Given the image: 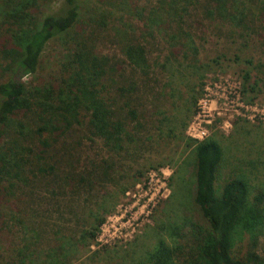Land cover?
<instances>
[{
    "label": "rangeland",
    "instance_id": "rangeland-1",
    "mask_svg": "<svg viewBox=\"0 0 264 264\" xmlns=\"http://www.w3.org/2000/svg\"><path fill=\"white\" fill-rule=\"evenodd\" d=\"M160 1L166 31L144 29L145 20L129 14L141 9L147 19ZM170 1L77 0L78 23L51 39L36 72L22 78L27 88L56 83L73 40L84 29L94 35L98 55L122 63L102 82L113 93L130 80L136 83L132 105L139 122L129 124L118 149L75 126L51 157L59 176L72 179L65 188L38 184L18 188L7 202L0 196V262L41 264L63 237L71 243L65 246L71 252L58 256L65 264H132L166 237L169 226L198 222L194 152L187 144L199 141L189 136L196 129L223 150L219 185L242 175L252 189L264 190V0H224L225 18L208 16L214 9L209 0L181 2L179 19L169 17ZM63 8L64 0H46L36 12L38 24ZM179 24L191 42L171 55L170 36ZM5 29L2 25L0 33ZM135 41L146 49L147 78L123 64V45ZM9 76H0V82ZM9 137L4 135L0 146ZM18 144L32 148L28 140ZM95 167L97 181L76 192L78 180L90 177ZM100 219L96 239L85 238ZM21 250L26 257L21 258ZM256 251L264 264V234Z\"/></svg>",
    "mask_w": 264,
    "mask_h": 264
},
{
    "label": "trees",
    "instance_id": "trees-1",
    "mask_svg": "<svg viewBox=\"0 0 264 264\" xmlns=\"http://www.w3.org/2000/svg\"><path fill=\"white\" fill-rule=\"evenodd\" d=\"M45 1L0 0V27L7 26L0 33V76L10 75L0 82V141L4 135H10L0 146V196L4 202L14 198L20 187L39 184L61 189L72 181L68 175L59 176L51 157L75 126L85 128L105 146L118 149L129 124L139 122L138 110L132 105L136 83L130 80L113 93L102 82L108 72L122 63L98 55L94 35L84 29L73 40L56 83L45 87L25 86L22 78L36 72L46 44L74 28L80 18L77 0H64L62 12L45 16L38 24L36 12ZM190 1L171 0L169 17H178V5ZM209 1L214 9L206 12L208 16L215 14L225 18L229 15L225 12L224 0ZM163 9L160 1L159 7L148 12L147 19L141 9H136V13L129 10V14L145 20L144 29L162 32L166 31L167 23ZM174 29L170 36L171 55L191 42L183 26L179 24ZM122 54L123 64L129 66L131 74L138 72L148 77L151 67L143 45L137 41L127 42ZM119 100H123L124 105H119ZM26 140L32 148L18 144ZM187 144H192L194 152L193 204L199 221L169 226L166 237L158 238L153 248L132 264H263L256 250L264 234V190L252 189L242 175L230 176L219 185L224 167L223 150L212 137ZM97 169L100 170V166ZM97 169L94 168L90 177L78 180L76 192L93 186L98 179ZM13 216L7 221L11 222ZM95 224L92 230L84 232L90 241L96 239L102 219ZM57 242L59 245L48 249L41 264H65L58 256L71 252L65 248L71 246L70 239L59 237ZM25 253L20 251L21 258L26 257ZM24 261L0 264H24Z\"/></svg>",
    "mask_w": 264,
    "mask_h": 264
},
{
    "label": "built area",
    "instance_id": "built-area-1",
    "mask_svg": "<svg viewBox=\"0 0 264 264\" xmlns=\"http://www.w3.org/2000/svg\"><path fill=\"white\" fill-rule=\"evenodd\" d=\"M262 113L264 114V111H262ZM204 135H205V132L203 131L199 132L197 129L193 131L192 133H189V136L199 141L203 140Z\"/></svg>",
    "mask_w": 264,
    "mask_h": 264
}]
</instances>
